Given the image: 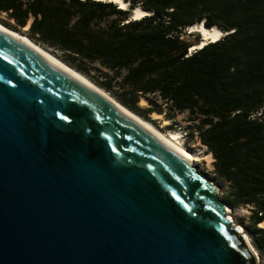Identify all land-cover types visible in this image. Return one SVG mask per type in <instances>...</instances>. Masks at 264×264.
<instances>
[{
  "label": "water",
  "instance_id": "obj_1",
  "mask_svg": "<svg viewBox=\"0 0 264 264\" xmlns=\"http://www.w3.org/2000/svg\"><path fill=\"white\" fill-rule=\"evenodd\" d=\"M114 103L0 29V264H257L217 185Z\"/></svg>",
  "mask_w": 264,
  "mask_h": 264
},
{
  "label": "trees",
  "instance_id": "obj_2",
  "mask_svg": "<svg viewBox=\"0 0 264 264\" xmlns=\"http://www.w3.org/2000/svg\"><path fill=\"white\" fill-rule=\"evenodd\" d=\"M124 2L0 0V14L134 113H186L185 134L213 158L221 198L248 207L264 255V0ZM136 7L145 14L133 18ZM197 23L225 34L189 52L183 36Z\"/></svg>",
  "mask_w": 264,
  "mask_h": 264
},
{
  "label": "rangeland",
  "instance_id": "obj_3",
  "mask_svg": "<svg viewBox=\"0 0 264 264\" xmlns=\"http://www.w3.org/2000/svg\"><path fill=\"white\" fill-rule=\"evenodd\" d=\"M7 22L8 21L4 17V15L3 14H0V24L2 26L6 27V28H9L7 26V24H6ZM12 30L18 32L22 36L27 37L23 33L24 30H14V29H12ZM185 32H186V34L183 37L187 41H189L190 43L195 44L197 42L196 41V38H195V35L197 34V32L196 31H190V29H187ZM188 33H190V35ZM29 40L31 41V39H29ZM36 45H38V44H36ZM38 46L41 47L43 50L47 51L50 55H52L58 61H60L61 63H63L58 58V56L55 53H53L50 49L44 48V47H42L40 45H38ZM63 64L66 65L65 63H63ZM69 68H71V67H69ZM83 77L86 78L85 76H83ZM88 81L91 82L90 80H88ZM141 100H143V99H141ZM141 100L139 102V105L140 106H146V104H147L146 101L145 100L141 101ZM131 112L134 113L133 111H131ZM134 114H136L137 116H139L140 119L149 122L151 125H153V127L156 130L160 131L161 133H163L166 136L170 132H178L179 133L178 140H179V143L181 144V146L184 149H186L188 152L195 153L196 155H198L199 160L197 162H194V165L196 166L197 171L200 174L206 176L214 184H216L217 185L216 186V195H217V197H220V198L223 197V195H224V189H225V184L222 183V182H219L215 178V175L213 173V167H212L213 158L211 157V155L209 153L205 154V148L200 145V143L197 141V139H196V137H195L194 134L189 139H188L189 136H187L185 134V132H186V128L185 127L189 124V122L186 121L187 120L186 119L187 118L186 113L176 114L171 119H167L163 115H159V114H156L154 112L151 113V114H149L147 119L144 118V117H142L141 115H138L137 113H134ZM154 114H156V115H154ZM226 214H230L231 215L232 220H233V223L241 228L242 233L246 236V238L248 239L249 243L251 244L250 239H249V236H248V234L246 232V226L249 225V219H248L249 209H248V207H241V206L230 207L228 205V208H226ZM257 226H264V223L263 222L261 224L259 223ZM253 249H254V247H253ZM256 254L258 256L259 264H264V255H259L257 252H256Z\"/></svg>",
  "mask_w": 264,
  "mask_h": 264
},
{
  "label": "bare ground",
  "instance_id": "obj_4",
  "mask_svg": "<svg viewBox=\"0 0 264 264\" xmlns=\"http://www.w3.org/2000/svg\"><path fill=\"white\" fill-rule=\"evenodd\" d=\"M106 1H112L114 3H117L121 8H125L126 7V3L124 2V0H106ZM144 14L145 13L142 12L138 7H136L133 10V12H132V15L135 16L136 18H138V17H140L141 15H144ZM188 28L190 29V31H196L197 33L201 34V36H202L200 38V42L190 46V48H189L190 50L199 47L200 45L204 44L206 41H209V40L210 41H214V40H216L217 38H219L222 35V33H220L218 31V29H216L215 27L206 28V27H204V25L202 23H197L196 25L195 24L191 25ZM0 29H2L3 31L9 33L10 35L16 37L18 40L22 41L24 44L28 45L29 47H31L35 51L41 53L42 55L47 57L49 60H51L54 64H56L58 67H60L62 70H64L65 72H67L71 76L75 77L76 79L80 80L84 85H86L87 87L91 88L93 91H96L98 94H100L103 97L107 98L110 102H112V103L116 102L115 99H113L111 96H109L103 90H101L96 85H94L91 82H89L86 78H84L78 72L74 71L73 69L69 68L68 66H66L63 63H61L60 61H58L56 58H54L52 55H50L47 51L43 50L41 47H39L38 45H36L32 41H30L27 37L22 36L18 32L10 30V29L2 26L1 24H0ZM141 101H143V100H141ZM116 105H118V108L121 109L122 111H124V113H127V115H130V117H133V119L138 121L146 129H148L152 134H154L163 143H165L170 148L174 149L175 151H177L178 153H180L181 155L186 157V159L191 161L193 164H194V162H197L199 160L198 155H196L195 153L188 152L186 149H184L181 146V144L179 143V140H178V138H179V136H178L179 133L178 132H170L166 136L163 133H161L160 131L156 130L153 127V125H151L149 122L140 119L139 116H137L136 114L132 113L127 108L121 106V104L116 103ZM154 115H156V114H154ZM227 207H228V204H227ZM228 215H230V214H228ZM230 221H231V223H233V220H230ZM232 225H233V227L236 228V230H238L242 234V237L244 238V241L247 243L248 247L250 248V250L252 251L253 255L255 256L257 264H259V260H258V256L256 254V251L253 249L252 245L249 243V241L246 238V236L242 233L241 228L239 226L235 225L234 223Z\"/></svg>",
  "mask_w": 264,
  "mask_h": 264
},
{
  "label": "clouds",
  "instance_id": "obj_5",
  "mask_svg": "<svg viewBox=\"0 0 264 264\" xmlns=\"http://www.w3.org/2000/svg\"><path fill=\"white\" fill-rule=\"evenodd\" d=\"M104 1H105V0H104ZM188 29H189V28H188ZM199 35H200V34H199ZM200 37H201V36H200ZM209 41H210V40H209ZM206 42H207V41H206ZM206 42H205V43H206ZM205 43H204V44H205ZM202 45H203V44H202ZM202 45H200L199 47H201ZM199 47H197V48H199ZM197 48H194V49H197ZM194 49H192V50H194ZM192 50L189 49V52H191ZM229 216H230V215H229ZM230 217H231V216H230ZM231 218H232V217H231ZM238 232H239V231H238ZM239 234H241V233L239 232Z\"/></svg>",
  "mask_w": 264,
  "mask_h": 264
}]
</instances>
